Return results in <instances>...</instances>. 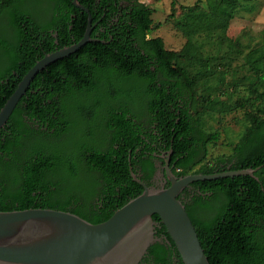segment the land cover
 <instances>
[{"label":"trees","instance_id":"obj_1","mask_svg":"<svg viewBox=\"0 0 264 264\" xmlns=\"http://www.w3.org/2000/svg\"><path fill=\"white\" fill-rule=\"evenodd\" d=\"M79 1L97 21L92 36L99 25L108 31L38 72L0 128V209L53 207L107 219L143 191L132 169L141 166L137 174L148 183L155 169L152 154L137 150L146 127L136 108L146 106L179 174L257 167L256 176L194 181L216 204L200 194V212L186 208L211 264H264V37L232 63L243 47L228 28L243 0H199L205 6L196 14L176 17L173 6L170 16L186 36L180 49L147 37L161 23L143 1L118 22L117 0ZM88 17L73 0H0V109L37 59L83 37ZM228 73L233 87L222 98L215 92ZM197 85L205 91L197 94ZM235 107L244 109L245 122L233 153L205 161L219 132L204 127V114ZM153 217L157 234L171 242L152 243L140 264H184L160 215Z\"/></svg>","mask_w":264,"mask_h":264},{"label":"water","instance_id":"obj_2","mask_svg":"<svg viewBox=\"0 0 264 264\" xmlns=\"http://www.w3.org/2000/svg\"><path fill=\"white\" fill-rule=\"evenodd\" d=\"M73 2L89 14L83 37L44 53L29 68L0 109V128L5 126L19 100L38 72L50 63L77 51L91 40L93 16L79 0ZM172 150H170L171 152ZM257 167L176 175L167 159L168 186L149 185L132 169L144 189L118 207L107 219L92 222L71 210L53 207L0 209V264H140L149 246L167 240L158 235L161 221L174 240L184 264H211L197 228L179 193L190 183L240 174L255 175Z\"/></svg>","mask_w":264,"mask_h":264},{"label":"rangeland","instance_id":"obj_3","mask_svg":"<svg viewBox=\"0 0 264 264\" xmlns=\"http://www.w3.org/2000/svg\"><path fill=\"white\" fill-rule=\"evenodd\" d=\"M154 8L152 13L153 23L160 22L158 28L149 32L150 36H162L167 48L180 49L186 42V36L174 24V19L183 10L188 15L196 14L200 8L205 6L204 1L199 0H140ZM174 6L175 17L170 16ZM41 6L35 9L40 10ZM228 34L240 41L243 51L233 60V64L243 61V54L263 42L264 37V0H243L236 11L228 28ZM232 75L227 74L225 83H222L215 94L225 98L232 90L230 82ZM215 79V76L213 77ZM205 90L197 85V94ZM221 93V94H220ZM244 109L235 107L232 111L221 114L220 112L205 113L204 127L207 130H217L219 137L208 142V155L205 161L212 160L217 155H230L234 151L235 143L240 139L244 129Z\"/></svg>","mask_w":264,"mask_h":264},{"label":"flooded vegetation","instance_id":"obj_4","mask_svg":"<svg viewBox=\"0 0 264 264\" xmlns=\"http://www.w3.org/2000/svg\"><path fill=\"white\" fill-rule=\"evenodd\" d=\"M135 0H117V11L115 13V16L113 17L114 22H118V20L121 17L126 18L127 13L130 12L133 8V4H134ZM96 24L94 25V27L97 25V21L95 22ZM117 24V23H116ZM93 27V29H94ZM112 27V25H111ZM98 30L96 31V38H99V40H104L103 38H101L102 35H104L107 31L108 28L106 26L103 25H99L98 26ZM93 31V30H92ZM149 33H147V37H149ZM111 38H113V34H111ZM152 68H154V66L152 65ZM160 72H158L159 74ZM130 106V105H128ZM138 108H136V110H140L142 109V116H140L139 119V123H141L143 125V127H146V129H143V133H142V140H141V144L137 147L138 151H144L146 152V154H152V158L154 160V165H155V169L153 171V174L150 178V183H147L149 185H155V186H168L170 184V180L166 178V170H167V159L169 158V166L171 167V169L173 170V172L178 175H184V174H179L178 172H176L174 170V162H172L171 157H172V152L173 149L170 148H166V142H165V137L163 135V132L158 128V122L157 120L153 119V116L151 117V115L148 112V108H146V106H137ZM130 117V114H129ZM24 119L26 121H28L29 123L33 124L35 123V126L38 127L39 126V122L35 120V118H29L28 114L24 113ZM134 119H136L134 117ZM137 120V119H136ZM8 122V121H7ZM100 131V128H99ZM150 131L154 132V136L151 137L149 135H146L145 133H149ZM170 150H172L170 152ZM139 169V172H137L138 174H141L142 172V167L136 165ZM227 166H230V164H227ZM99 192H95V196L92 199L94 202H96V199L98 200L99 198ZM202 195L206 201L216 204V199H214L212 196H210L212 194L211 190H202L201 186L199 184H196L194 182L190 183L189 185H187L180 193H179V197L185 202V204L189 205L191 209H194V211L196 213L200 212V205L201 202L200 201H196L194 197H198L199 195ZM187 207V206H186ZM158 232V230H157ZM147 254V253H146ZM145 254V255H146ZM170 254V252H169ZM144 255V256H145ZM143 256V257H144ZM171 259L177 263L180 259L179 257L176 255L175 250H173V254L171 255Z\"/></svg>","mask_w":264,"mask_h":264}]
</instances>
